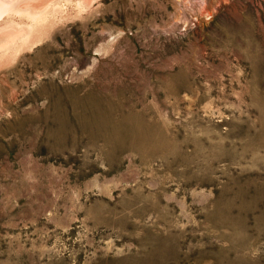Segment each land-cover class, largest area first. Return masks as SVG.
Segmentation results:
<instances>
[{
  "label": "rangeland",
  "instance_id": "374dc122",
  "mask_svg": "<svg viewBox=\"0 0 264 264\" xmlns=\"http://www.w3.org/2000/svg\"><path fill=\"white\" fill-rule=\"evenodd\" d=\"M38 1L0 17V264H264V0Z\"/></svg>",
  "mask_w": 264,
  "mask_h": 264
},
{
  "label": "bare ground",
  "instance_id": "6f19581e",
  "mask_svg": "<svg viewBox=\"0 0 264 264\" xmlns=\"http://www.w3.org/2000/svg\"><path fill=\"white\" fill-rule=\"evenodd\" d=\"M87 1V0H86ZM89 1V0H88ZM31 7H32V9L33 10H31V11H27V5L28 4H26V5H24V6H21L20 8H18V9H15L14 7H12V10H11V5H8V4H0V17H2L3 15H9L8 13L9 12H14V14L16 13V14H19L20 16L22 15H26V16H28L29 18L28 19H30V18H32L33 20H35V21H37L36 23H34V24H36L35 26H33V28L34 27H36V26H38V25H40V24H37L38 23V21H41L44 17H46L45 15H46V12H47V10H45V11H43V10H41L42 9V7H40L41 6V2L40 1H38V0H35V1H33V0H31ZM81 2L82 3H85V2H83L82 0H81ZM77 4H78V6L79 7H81L80 5H81V3L78 1L77 2ZM86 4V3H85ZM84 5V4H83ZM29 6V5H28ZM22 7H24V8H22ZM45 7V6H44ZM58 8V6L55 4V6H54V8ZM60 7V6H59ZM13 8L15 9V10H13ZM52 8H53V6H52ZM56 8V9H57ZM59 9V8H58ZM60 10V9H59ZM59 10H57V12L59 11ZM49 12V11H48ZM47 12V13H48ZM53 13H55L54 11H52ZM56 12V13H57ZM15 14V15H16ZM47 20H48V17H47ZM42 21H44V20H42ZM33 22V21H32ZM22 28V27H21ZM25 29H23V30H16V29H14V28H12V27H5V28H3L2 30H0V33H1V35H0V51L2 52V55H7V53L12 49V47L14 48V46L16 45V44H18V40H23L22 42L23 43H25L26 41H28V38H29V36H28V33L25 31ZM31 32V31H30ZM32 33H33V31H32ZM29 35H30V33H29ZM31 36V35H30ZM34 36V35H33ZM32 36V37H33ZM36 37V36H35ZM34 37V38H35ZM33 38V39H34ZM30 40V39H29ZM28 42H30V41H28ZM27 42V43H28ZM27 43H25V44H27ZM19 45V44H18ZM21 45V44H20ZM17 46V45H16ZM7 57V56H6ZM8 57H9V55H8ZM3 58V57H2Z\"/></svg>",
  "mask_w": 264,
  "mask_h": 264
}]
</instances>
